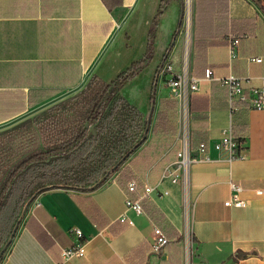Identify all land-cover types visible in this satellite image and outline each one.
I'll return each mask as SVG.
<instances>
[{"label": "crops", "instance_id": "0c3cea01", "mask_svg": "<svg viewBox=\"0 0 264 264\" xmlns=\"http://www.w3.org/2000/svg\"><path fill=\"white\" fill-rule=\"evenodd\" d=\"M107 1L110 6L103 0H0V129L83 89L93 76L104 81L101 67L116 58L124 37L129 39L124 30L131 20L143 28L147 43L159 7H149L146 15L144 0ZM169 8L157 20L153 55ZM220 8L195 44L191 7L187 39L181 18L162 59L168 56L178 71L186 50L188 73L199 80L189 119L191 155L197 160L188 170L186 195L181 182L173 184L165 175L176 167L182 147L177 110V131L153 137L155 116L146 142L104 184L90 191L58 188L39 194L0 264H264V111L242 108L231 114L226 87L217 80L232 74L247 90L264 84V0L262 7L252 0H227ZM233 37L240 40L234 59L229 53ZM251 57L262 61L250 62ZM206 69L213 71L210 80ZM160 79L166 87L158 88L156 114L160 99L172 98L166 78ZM229 127L244 159L229 161L214 148ZM201 141L207 143L206 159L196 148ZM131 180L153 187L143 215L125 205ZM231 182L242 188L245 207L224 205ZM185 196L189 255L183 236ZM154 226L169 240L158 255L150 254ZM77 243L84 245L85 256L63 261L61 251Z\"/></svg>", "mask_w": 264, "mask_h": 264}, {"label": "trees", "instance_id": "16d2710c", "mask_svg": "<svg viewBox=\"0 0 264 264\" xmlns=\"http://www.w3.org/2000/svg\"><path fill=\"white\" fill-rule=\"evenodd\" d=\"M171 1L160 0L140 60L133 62L110 83L103 85L102 80L93 76L78 95L52 105L42 114L40 135L43 149L8 172L4 189L0 190V209L12 203L17 210L24 200L33 202L39 194L50 189L90 191L97 188L146 142L149 121L120 92L151 62L157 20ZM252 1L262 7V0ZM103 2L110 6L107 0ZM194 7L196 44L206 35L208 21L218 16L220 7H227V0H194ZM155 81L150 92L151 105L155 102ZM190 99L191 96L189 111ZM177 110V100L160 99L153 137L177 131L173 122ZM38 170H41L40 175H36L40 172ZM21 178L29 182L19 188ZM17 195L19 199H16ZM4 233L5 230L0 233V247L4 243Z\"/></svg>", "mask_w": 264, "mask_h": 264}, {"label": "rangeland", "instance_id": "374dc122", "mask_svg": "<svg viewBox=\"0 0 264 264\" xmlns=\"http://www.w3.org/2000/svg\"><path fill=\"white\" fill-rule=\"evenodd\" d=\"M173 1L175 2H172L170 5H168V7L170 8L166 12L165 26L162 28L161 32L157 36L154 45L153 60L138 74L136 78L129 81L121 89L120 92V94L130 104L135 106L140 112L143 113L145 120H149V130L156 116V108L158 105V99L160 97L158 93V88L166 87V84H164V81H161L158 75L163 55L170 47L171 42L173 40L172 38L174 32L178 26L177 22L179 23L181 18H183L185 13V7H187L186 0ZM191 1V7H194V1ZM159 3L160 0H144V2L142 3V7H146V15L149 10V7H159ZM124 31L129 33V39H126L124 37L122 42L117 45V49L115 52L116 58L111 61L105 62L104 66L101 67V69L105 71L103 75V80L105 82L102 81L103 85L106 84V82L110 83L112 80H114L118 74L125 71L133 62L140 60L145 53L146 35L143 31V28L138 27L131 20L126 25ZM165 46L166 48L161 55V52L163 51ZM154 78L156 80V93L155 102L153 105H151L149 99ZM103 85H100V87H102ZM81 90L82 89H77L74 91L67 92L62 98H60L55 103L33 110L21 120L9 124L6 127L0 129V190L4 189L3 185L5 183L6 176L11 169H15L22 160L28 158L33 153L42 151L43 145L40 135V118L42 114L52 105L58 104L68 98L78 95ZM169 94L171 95V92H169ZM176 124H178V120H176ZM91 133L93 134L94 132L92 131ZM121 167L122 166L119 167V170L121 169ZM38 171L40 172H38L36 175L41 174V170ZM117 172L111 173V175L104 182L114 177ZM28 182L29 180L26 178L19 179V188L26 186ZM16 199H19L18 195L16 196ZM31 204L32 202L30 200H24V202L21 204V206L18 207L17 210L12 205V203L1 207L0 233L2 232V230H5V233L4 243L0 247V252L10 239L11 233L15 225H20L22 220L27 215ZM12 217H14L13 222L10 228L7 229L6 227ZM10 246L11 244L4 251L2 257L0 258V261L3 259V257L9 250Z\"/></svg>", "mask_w": 264, "mask_h": 264}, {"label": "built area", "instance_id": "2783aa9c", "mask_svg": "<svg viewBox=\"0 0 264 264\" xmlns=\"http://www.w3.org/2000/svg\"><path fill=\"white\" fill-rule=\"evenodd\" d=\"M187 7H185V13L183 16V27L181 33H184V39H187L190 28L191 20V7H188V0H186ZM240 40L238 38H231L229 43V53L231 58L237 56V51L239 48ZM250 62L260 63L261 58H249ZM159 77L166 78L168 86L170 87L171 97L178 102V124L179 133L182 141L181 150L178 151L176 158V167L172 170H168L165 175L171 178V182L176 184L181 182L185 191L188 187V170L190 164L193 163L197 158L191 155L193 150L192 143L190 140L189 131V98L192 93L198 90L199 80L192 77L188 73L187 69V54L184 51V62L180 65V69L177 71L176 67L167 56L163 61L159 73ZM213 71L211 69L205 70V79H212ZM222 85L226 87L227 95L226 99L230 107L231 114L235 115L237 112L241 111L242 108L248 110H261L264 111V84L259 88H253L247 90L243 85V79L238 78L232 74L228 75L226 78L217 79ZM197 150L201 153L202 159L205 158V153L207 150V143L201 141L196 146ZM214 148L218 152H225L226 157L229 161L244 159V155L241 153L238 139L234 136L232 128L229 127L222 132V137L218 142L214 144ZM231 189V197L224 203L226 207L242 208L247 204L240 198V193L242 188L231 182L229 184ZM153 192V187L146 183L142 185L136 180H131L128 182L126 187V199L125 205L128 209L133 210L136 214H145L143 209V202L148 198V196ZM261 192H258L260 194ZM184 243L186 247L187 255H189L191 249V231L189 225V205L185 196L184 200ZM124 221V217L121 219ZM131 224V222H129ZM155 240L151 246V255L159 254L163 247L169 242L165 236L163 230L154 226ZM77 238H82V233L75 229L72 231ZM86 251L83 244L77 243L61 251V259L63 261H69L73 258L85 256Z\"/></svg>", "mask_w": 264, "mask_h": 264}, {"label": "water", "instance_id": "95a60500", "mask_svg": "<svg viewBox=\"0 0 264 264\" xmlns=\"http://www.w3.org/2000/svg\"><path fill=\"white\" fill-rule=\"evenodd\" d=\"M19 225H15L12 233H11V236H10V239L8 240V242L6 243L5 247L2 249V251L0 252V258L2 257L4 251L6 250V248L11 244L12 240L14 239V236L16 234V231L18 229Z\"/></svg>", "mask_w": 264, "mask_h": 264}, {"label": "bare ground", "instance_id": "6f19581e", "mask_svg": "<svg viewBox=\"0 0 264 264\" xmlns=\"http://www.w3.org/2000/svg\"><path fill=\"white\" fill-rule=\"evenodd\" d=\"M191 0H188V7H191Z\"/></svg>", "mask_w": 264, "mask_h": 264}]
</instances>
